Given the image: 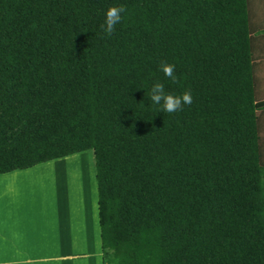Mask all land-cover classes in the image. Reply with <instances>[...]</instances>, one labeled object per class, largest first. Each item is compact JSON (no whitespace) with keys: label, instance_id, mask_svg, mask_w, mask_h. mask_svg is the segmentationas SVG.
I'll return each mask as SVG.
<instances>
[{"label":"trees","instance_id":"16d2710c","mask_svg":"<svg viewBox=\"0 0 264 264\" xmlns=\"http://www.w3.org/2000/svg\"><path fill=\"white\" fill-rule=\"evenodd\" d=\"M113 4L125 13L106 36ZM248 6L0 0V175L91 150L102 264H264V54ZM154 80L192 102L141 108Z\"/></svg>","mask_w":264,"mask_h":264},{"label":"rangeland","instance_id":"374dc122","mask_svg":"<svg viewBox=\"0 0 264 264\" xmlns=\"http://www.w3.org/2000/svg\"><path fill=\"white\" fill-rule=\"evenodd\" d=\"M252 5L256 11L264 13V0H256ZM251 20L254 23V18L251 17ZM263 34H256L255 37L257 38L259 36L264 38L262 36ZM260 41L261 39H258L254 42ZM256 75L258 82H256L257 93H255V96L258 95V99H264V58L258 64V72ZM258 115L260 144L262 158L264 159V110L259 112ZM89 151L85 152L89 153ZM84 157L82 155L72 156L41 164L29 170L0 175V225H4L5 222L12 220L15 226H17V221L15 222V220L22 215V204L25 202L30 207L28 208L30 212L28 215L31 214L32 217L38 216L42 212V217L45 218L43 223L40 221V217L34 220L36 221L37 227H47L45 231L48 228L49 230L54 229L55 224L53 219H55L57 209L73 210L75 204L78 203L81 205L82 202V205L83 203L85 204L83 208L87 209L85 212L89 216V211L92 206L89 205L90 201L89 198L87 200V197L93 193L92 161L87 154ZM62 162L65 163L64 166H67V163H73V166L61 170L63 167L61 165ZM89 190L90 192H88ZM39 204L41 211H39ZM78 212H75V214L77 215ZM36 219L42 224H39ZM70 225L66 221L57 223V227L60 226L61 230L64 231L66 229L69 231ZM72 227L74 228V225ZM91 231L93 234L96 233L93 228ZM5 232L6 230L3 234ZM7 251H0V264H82L78 260L80 259L82 261L84 259L79 256L68 257L62 255L41 256L42 258L40 256H11Z\"/></svg>","mask_w":264,"mask_h":264},{"label":"crops","instance_id":"0c3cea01","mask_svg":"<svg viewBox=\"0 0 264 264\" xmlns=\"http://www.w3.org/2000/svg\"><path fill=\"white\" fill-rule=\"evenodd\" d=\"M255 1L256 0H248L249 15L252 18H254L255 29L260 33H264V13L258 12L254 9L252 3ZM262 36H264V34ZM260 43L261 44L259 46L258 53H261L262 51V53L264 54L263 37L261 38ZM263 58L264 56L263 57L260 56L257 58L256 60L257 67L258 64L261 63ZM85 154H87V156H90L92 161L91 168H92L93 193H91V196L89 195L87 197V200L89 198L90 201L89 205L92 206L91 210L89 211L90 215L87 216V213L85 212V210L87 209L83 208V205L85 204L83 203L82 205V202L81 205L78 203L75 204L73 206V210L57 209V211L55 212L56 213L55 219H53V222L55 224L54 229L49 230L48 228L47 231H45L47 227L46 228L37 227L36 221L34 220L35 218L40 217V221L43 223L45 218L42 217V212L38 214V216L32 217L31 214L28 215L30 213L28 208L30 207L29 204L25 202L22 204V210H21L22 215H20L15 220V222L17 221V226H15L14 221L12 220L5 222L4 225L2 224L0 225V251L8 250L7 252H9L11 256H20V255L31 256V257H38V256L46 257L50 255H62L68 257L79 256L84 258L82 261H80V259L78 260V262H81L82 264H102L100 233H99V225H98V217H97V196H96V183L94 176V163H93L94 158L92 155L93 153L90 150L89 153L81 152L72 156L82 155V157H84ZM72 156H68L65 158H69ZM36 166L31 168H35ZM17 171H25V170H17ZM88 192H90V190ZM38 207H39V211H41L40 204ZM75 212H78V214L76 215ZM36 220L37 222L39 221L38 219ZM65 221L69 225L71 224L69 231H67V229L65 231L61 230L60 226L57 227V223L65 222ZM41 222L38 223L42 224ZM72 225H74V228L72 227ZM92 228L96 233L94 234L91 233ZM5 230L6 232L3 234Z\"/></svg>","mask_w":264,"mask_h":264},{"label":"clouds","instance_id":"9594fccd","mask_svg":"<svg viewBox=\"0 0 264 264\" xmlns=\"http://www.w3.org/2000/svg\"><path fill=\"white\" fill-rule=\"evenodd\" d=\"M124 13L125 8L121 4H113L106 7L103 12V21L100 25L102 33L106 36L111 35L116 26L122 23ZM174 69V64L167 62H161L158 66V71L167 78L169 83H175L177 80ZM146 100L148 101L147 107L143 103L137 104L141 108L153 107L156 113H175L192 102V92L190 89H185L179 93L169 92L165 90L164 82L154 80L148 87Z\"/></svg>","mask_w":264,"mask_h":264},{"label":"bare ground","instance_id":"6f19581e","mask_svg":"<svg viewBox=\"0 0 264 264\" xmlns=\"http://www.w3.org/2000/svg\"><path fill=\"white\" fill-rule=\"evenodd\" d=\"M61 165L63 166V167L61 168V170H62V169H65V168H68V167L73 166V163H67V166H64L65 163L62 162ZM57 166H58V165H57Z\"/></svg>","mask_w":264,"mask_h":264}]
</instances>
